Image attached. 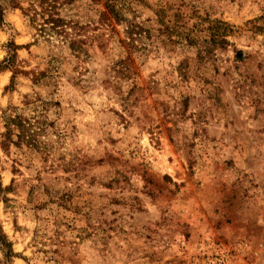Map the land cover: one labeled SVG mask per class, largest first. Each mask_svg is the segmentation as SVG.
Instances as JSON below:
<instances>
[{
  "label": "clouds",
  "instance_id": "1",
  "mask_svg": "<svg viewBox=\"0 0 264 264\" xmlns=\"http://www.w3.org/2000/svg\"><path fill=\"white\" fill-rule=\"evenodd\" d=\"M111 3L121 34L153 30L146 48L125 36L138 71L99 0H0V264H264V0ZM160 9L229 45L195 92L176 73L211 44L166 47Z\"/></svg>",
  "mask_w": 264,
  "mask_h": 264
},
{
  "label": "rangeland",
  "instance_id": "2",
  "mask_svg": "<svg viewBox=\"0 0 264 264\" xmlns=\"http://www.w3.org/2000/svg\"><path fill=\"white\" fill-rule=\"evenodd\" d=\"M74 2L75 0H73L72 3ZM99 2L101 3V7L105 9L104 1L99 0ZM128 10L132 11L133 9H128ZM156 16L158 17L156 31L158 37L161 38V43L164 44L166 47L175 50L180 48L181 44L183 43L184 45H186V48L188 50H191L193 48H197L198 46H200L201 40L203 41V45L211 44V47H208L206 51H202V52L198 51L196 53L195 59H187V58L183 59L176 73L178 76H182L184 81L192 85V87H186L185 92H190V93L195 92V88L198 87L199 85L197 84V79H193L192 77L196 76L198 78V74L205 73L208 71V69H211L212 61L210 58L212 57L214 51L225 50L229 46L227 42L220 37V33L222 29L220 27L208 28L207 33H211V37L209 39L208 36L206 35L205 29L203 28H200L199 31H189L186 33L182 27L184 18L179 14V12H177L175 16H172L170 12L166 13L163 9H160L158 11V14H156ZM119 24L120 23H117L115 25V28L118 30H119L118 27ZM196 27L198 26H194V28ZM111 34L117 36L115 32H111ZM153 38H154L153 30L150 29V33L147 37L144 38L145 42L141 44V47L146 48L147 42L151 41ZM109 43L113 44V51H115L117 55L119 54L118 50L120 48H123L124 51L127 52L125 48L119 43V41L117 43L110 40ZM88 47L89 45L87 43L81 50L73 51V52H80L83 55L84 53L82 50ZM181 51H184V49H182ZM130 59H131V64L127 66V70L132 71L133 69H137L138 71L136 51L132 52ZM237 59L239 61L241 58L238 56ZM216 71L218 72V69H216ZM25 75H28V73ZM44 75H45L44 73H41V76ZM203 83H204L203 81H200V84ZM143 92L145 96H147L148 99L151 100V93L149 92V89L144 88ZM159 127L163 128L164 126L160 125ZM160 136H161V140L165 144H168L166 131H161ZM40 151H36V152H40ZM46 163L47 161L44 160L42 163L39 164V166L41 168H44ZM68 182L71 183V180H69ZM92 187H96V186H92ZM107 187L110 192H115L114 187L112 186H107ZM189 187H190L189 184H184L180 186V190ZM12 190L13 189L11 188L9 189V191ZM45 192H47V189H45ZM35 194H36L35 189H31L29 191V195H35ZM83 200L84 197L79 195L78 193L73 194L71 192H64L59 196L60 203L56 204L55 207L58 208L61 213H68L70 215L79 217L82 214L83 209H81V207L77 204V201H83ZM114 203L119 204V201H114ZM85 207H87V205H85ZM38 210L46 211L47 209L38 208ZM112 214L113 216L117 215L115 211H113ZM112 231H114V229H112ZM191 238H192L191 235H189L188 239Z\"/></svg>",
  "mask_w": 264,
  "mask_h": 264
},
{
  "label": "trees",
  "instance_id": "3",
  "mask_svg": "<svg viewBox=\"0 0 264 264\" xmlns=\"http://www.w3.org/2000/svg\"><path fill=\"white\" fill-rule=\"evenodd\" d=\"M103 1L105 5V10H106L105 15L102 17L103 25L110 28L111 32H115L119 38L118 39L119 43L125 48L127 52L131 51V54H132V52L135 50H130L128 47H125L127 43V41L125 40V36H127L130 40H132V43L135 45L136 44L135 37H143V38L147 37L150 33V29L147 28V26L141 27L140 25H135L129 31H126L124 34H120L119 30L115 28V25L117 23H121V21L124 18L115 11L114 6L111 3V0H103ZM70 2L72 3L73 0H70ZM4 3L5 4L11 3L12 5L15 6L16 0H4ZM5 11L6 9L2 5H0V23L3 22ZM156 14H158V12ZM55 23L57 24V26H59L62 22L55 21ZM83 31L84 30L81 28L80 32L83 33ZM87 43L88 41L81 36V39L78 43L76 41L71 42L70 48L72 51H78V50H81ZM138 47H141V44L138 45ZM18 126L23 128V124H18ZM20 140L24 141L25 137L22 135L20 137ZM17 146L19 147L20 145H17ZM28 147L36 151L41 150V148L36 144L35 138L29 141Z\"/></svg>",
  "mask_w": 264,
  "mask_h": 264
}]
</instances>
